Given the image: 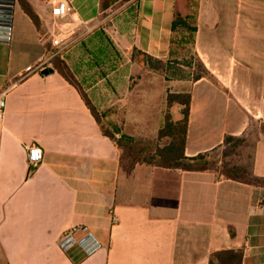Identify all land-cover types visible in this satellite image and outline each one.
I'll return each mask as SVG.
<instances>
[{"label":"crops","instance_id":"1","mask_svg":"<svg viewBox=\"0 0 264 264\" xmlns=\"http://www.w3.org/2000/svg\"><path fill=\"white\" fill-rule=\"evenodd\" d=\"M17 1L12 40L0 44V264H209L222 250L264 264V185L147 164L127 174L104 133L157 139L167 92L187 93L185 155L241 137L237 164L264 178V0H195L193 51L208 75L170 80L133 55L178 59L172 27L181 0H72L58 24L68 35L52 21L51 0H27L38 25ZM41 60L52 73L22 78ZM182 108L171 107L174 121ZM33 144L44 159L31 167ZM79 224L102 245L90 257L59 247Z\"/></svg>","mask_w":264,"mask_h":264},{"label":"trees","instance_id":"2","mask_svg":"<svg viewBox=\"0 0 264 264\" xmlns=\"http://www.w3.org/2000/svg\"><path fill=\"white\" fill-rule=\"evenodd\" d=\"M19 1L25 12L38 25L39 20L27 0ZM194 1L195 0H181V5L175 13L172 27L174 33L172 44L176 50L175 55L178 59H170L165 62L163 60L154 59L142 52H134L133 57L137 58L143 66L152 71L163 73L166 80L175 78V72L181 71L179 69H181L182 66H184L182 72H185V69H188V74L191 75L193 73L194 79H199L202 76L208 75L207 70L193 51L197 30L195 18L197 4ZM193 4L195 5L193 6ZM186 45L187 47L184 48ZM186 49L188 53L193 56L197 67H193L194 64L192 61H187L188 56L185 53ZM53 61L55 62L56 69L71 84L76 85V82L65 63L60 61L57 56L53 58ZM190 102V94L167 92V110L164 116L163 127L159 130L155 142L156 144H149L148 146V144H142L140 140L126 134L117 139L113 133L104 130V133L116 142L121 152V165L127 174H131L137 164H147L182 171L214 170L229 179L264 185V178L253 177L248 168L237 164L238 149L244 143V138L229 136L225 139L224 147L225 149H229L228 152L223 155V159H226L225 161H223V159L218 161L214 156L215 151L199 154L195 157H187L185 155ZM175 104L183 107V118L180 121H174L170 112L171 107ZM92 111L97 117L95 110L92 109ZM165 139L167 140L166 145L160 146L157 143ZM32 172L33 170H30L29 175H31ZM242 258L243 253L240 250H222L211 255L209 264H241Z\"/></svg>","mask_w":264,"mask_h":264},{"label":"built area","instance_id":"3","mask_svg":"<svg viewBox=\"0 0 264 264\" xmlns=\"http://www.w3.org/2000/svg\"><path fill=\"white\" fill-rule=\"evenodd\" d=\"M17 0H0V44H9L13 36L15 10L17 7ZM72 0H51V17L52 21L57 26L58 30L63 35H68L71 27L68 26L62 29L58 26L59 22L66 19L68 16L70 4ZM62 39L55 37L52 39L53 46H61ZM47 68V61L41 60L35 66H28L22 78L33 74H43ZM5 101H0V120L4 114ZM27 159L31 167L37 166L42 163L44 159V151L39 145L33 144L27 146ZM114 223L117 218H113ZM59 247L62 251L67 252L75 247L80 248L88 257L98 252L102 245L95 234L90 231L86 226L79 224L73 225L66 229L59 239Z\"/></svg>","mask_w":264,"mask_h":264},{"label":"rangeland","instance_id":"4","mask_svg":"<svg viewBox=\"0 0 264 264\" xmlns=\"http://www.w3.org/2000/svg\"><path fill=\"white\" fill-rule=\"evenodd\" d=\"M125 1V0H124ZM195 4H193V6H194ZM62 24V23H61ZM187 47V45L186 46H184V48H186ZM186 54H187V56H188V60L187 61H192V63L194 64V66L193 67H197L196 66V62H195V60H194V58H193V56L192 55H190L189 53H188V51H187V49H186V52H185ZM196 69H198V68H196ZM179 70H181V71H177V72H175V76L176 77H186L187 75H188V73H189V70L188 69H185V72H182V70H184V69H179ZM197 72V71H196ZM171 74V73H170ZM169 74V75H170ZM173 75V74H172ZM108 132L109 133H113V135H114V133H115V131H113V130H108ZM115 136V135H114ZM115 138H117L118 139V137H115ZM135 139H137V140H140L141 142H142V144H148V146H149V144L150 145H152V144H156L155 142H156V138L155 139H152V140H150V139H144V138H135ZM160 146H164V145H166L167 144V140L165 139V140H163V141H159V142H157ZM228 148H226V149H220V150H217V151H215V153H214V156L217 158V160L218 161H221L222 159H223V155L224 154H226L227 152H228ZM220 156H222L221 158H220ZM226 159H223V161H225Z\"/></svg>","mask_w":264,"mask_h":264},{"label":"water","instance_id":"5","mask_svg":"<svg viewBox=\"0 0 264 264\" xmlns=\"http://www.w3.org/2000/svg\"><path fill=\"white\" fill-rule=\"evenodd\" d=\"M52 72H53V69L46 68V69L43 71V74L47 75V74L52 73Z\"/></svg>","mask_w":264,"mask_h":264}]
</instances>
